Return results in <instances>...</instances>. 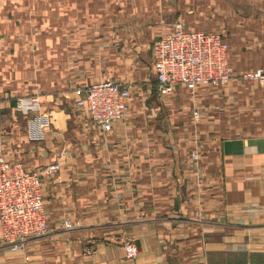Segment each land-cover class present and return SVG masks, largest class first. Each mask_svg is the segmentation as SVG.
<instances>
[{"label":"crops","instance_id":"obj_1","mask_svg":"<svg viewBox=\"0 0 264 264\" xmlns=\"http://www.w3.org/2000/svg\"><path fill=\"white\" fill-rule=\"evenodd\" d=\"M176 22L228 42L225 86L158 94L151 46ZM255 68L264 0H0V152L40 174L48 226L0 240V264H264V88L240 76ZM101 81L130 91L107 129L75 104ZM32 95L44 114L12 120Z\"/></svg>","mask_w":264,"mask_h":264},{"label":"built area","instance_id":"obj_2","mask_svg":"<svg viewBox=\"0 0 264 264\" xmlns=\"http://www.w3.org/2000/svg\"><path fill=\"white\" fill-rule=\"evenodd\" d=\"M151 52L156 90L160 96L170 95L177 86L192 93L200 85L223 87L230 80L229 45L217 32L189 31L176 22L171 32L152 44ZM240 76L264 88L263 68L242 72ZM129 98L127 87L101 81L87 86L84 97L75 104L89 115L93 124L107 129L124 118ZM16 104L23 113L41 110L38 96L20 97ZM191 115L194 120L199 119V112L194 107ZM29 124L37 126L39 117L34 116ZM58 167V163H53L43 172L49 174ZM65 226L70 227L71 223L65 221ZM47 228L40 174L27 169L19 160H7L0 153L1 242L16 250L27 239L44 235ZM123 248L127 259H134L138 254L132 238L125 241ZM83 249L86 254L92 252L90 246Z\"/></svg>","mask_w":264,"mask_h":264},{"label":"rangeland","instance_id":"obj_3","mask_svg":"<svg viewBox=\"0 0 264 264\" xmlns=\"http://www.w3.org/2000/svg\"><path fill=\"white\" fill-rule=\"evenodd\" d=\"M244 57L247 58L248 55L246 54V55H244ZM32 96H35V95H32ZM32 96H31V97H32ZM27 97H30V96H27ZM18 99H20V96H19V97H15V98H13L14 103H11V106H10V107H14L13 112L15 113V116H16V118H15V119H12V120H16V121H18V122L20 123V113L24 114L25 116H32V115H34L36 112H35V111H28V112H26V113L21 112V111H20V108L18 109V108H17V104H16V102H17ZM60 105H62V104H60ZM41 107H42V106H41ZM38 113H39V112H38ZM36 114H37V113H36ZM39 114H40V115H41V114H44L42 108H41V111H40ZM42 119H43V120H42V123H43V122H46V118H45L44 115H43ZM0 122H1V121H0ZM4 124H6V122H5ZM9 127H10L9 125H4V126L2 127V129L4 130V134H6V132H9V131H7V129L10 130ZM4 141H5V140H4ZM0 143H2L1 139H0ZM0 153H1L2 155H3V153H6V154L8 155V157H5L4 155H3V156H4L7 160H13L12 158H16V156H17L16 153H18V152L13 151V150H4L3 153H2V152H0Z\"/></svg>","mask_w":264,"mask_h":264}]
</instances>
